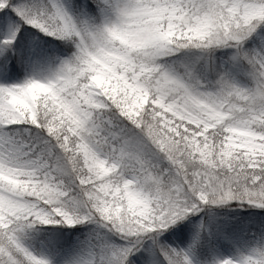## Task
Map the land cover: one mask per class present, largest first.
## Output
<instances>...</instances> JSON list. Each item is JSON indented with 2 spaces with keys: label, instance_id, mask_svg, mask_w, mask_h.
Masks as SVG:
<instances>
[{
  "label": "snow or ice",
  "instance_id": "obj_1",
  "mask_svg": "<svg viewBox=\"0 0 264 264\" xmlns=\"http://www.w3.org/2000/svg\"><path fill=\"white\" fill-rule=\"evenodd\" d=\"M0 264H264V0H0Z\"/></svg>",
  "mask_w": 264,
  "mask_h": 264
}]
</instances>
